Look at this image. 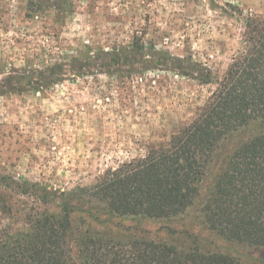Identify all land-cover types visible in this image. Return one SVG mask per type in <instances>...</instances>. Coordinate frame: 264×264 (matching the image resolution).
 I'll use <instances>...</instances> for the list:
<instances>
[{
  "label": "rangeland",
  "instance_id": "rangeland-1",
  "mask_svg": "<svg viewBox=\"0 0 264 264\" xmlns=\"http://www.w3.org/2000/svg\"><path fill=\"white\" fill-rule=\"evenodd\" d=\"M67 1L62 11H33L28 0H0L4 182L60 190L88 186L106 169L167 142L198 115L239 50L246 17H264V0ZM136 39L156 49V58H145L155 66L105 72L104 53ZM187 57L209 67L210 82L174 71L177 59ZM88 60L92 72L82 68ZM56 73L59 78L41 83ZM0 198L10 207L0 208V229L27 228L25 214L41 206L1 183ZM158 226L145 224L151 233ZM225 249L242 264L264 260V249Z\"/></svg>",
  "mask_w": 264,
  "mask_h": 264
},
{
  "label": "trees",
  "instance_id": "trees-1",
  "mask_svg": "<svg viewBox=\"0 0 264 264\" xmlns=\"http://www.w3.org/2000/svg\"><path fill=\"white\" fill-rule=\"evenodd\" d=\"M28 3L33 11L68 7L67 0ZM104 54L109 75L152 68L158 56L139 39ZM174 68L201 83L213 77L190 57ZM215 83L191 123L91 185L49 189L0 175L4 187L41 205L25 214L27 228L0 229V264H242L227 245L264 249L263 16L246 17L239 50ZM0 208L10 212L2 198ZM148 222L159 224L157 233Z\"/></svg>",
  "mask_w": 264,
  "mask_h": 264
}]
</instances>
